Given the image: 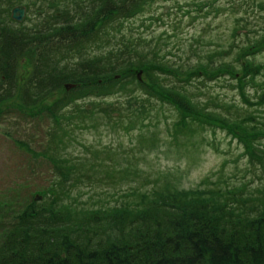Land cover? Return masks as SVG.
I'll return each instance as SVG.
<instances>
[{"label":"trees","instance_id":"trees-1","mask_svg":"<svg viewBox=\"0 0 264 264\" xmlns=\"http://www.w3.org/2000/svg\"><path fill=\"white\" fill-rule=\"evenodd\" d=\"M157 1L66 0L65 41L56 44L50 28L37 47L0 49V107L15 96L23 102L13 108L30 116L46 113L57 125L51 127V141L61 146L73 135L70 125L130 131L144 125L152 107L163 111L168 104L179 115L176 131L171 130L173 142L175 132L189 137L219 127L264 168V110L253 107L264 106V79L257 80L264 76V63L249 58L264 50V27L246 29V44L231 41L222 44V50L204 52L195 64L172 67L158 41L154 45L141 34L135 39L124 29L129 18ZM239 29L232 32L234 40ZM233 51L236 56L228 60ZM23 56L31 57L26 63L32 61V69L19 84ZM165 71L187 73L184 84L162 83L158 72ZM204 71L213 78L222 74L226 81L235 80L245 106L208 96L207 80L199 77ZM247 80L257 83V101L244 90ZM66 83L75 86L57 101L44 103ZM118 95L131 98L124 112L107 101ZM156 145L153 140L151 147ZM41 154L53 171L51 184L37 192L41 198L32 194L29 201L0 203V264H264V189L256 196L243 195L245 184L211 180L212 185L195 190L171 184L150 190L136 186L131 199L120 204L103 198L98 206H88L80 202V194L72 197L78 183L89 182L95 189V183L105 181V173L109 177L114 171H134L118 167L119 159L112 157L116 166L109 172L103 171L105 161L95 154L85 161L60 151Z\"/></svg>","mask_w":264,"mask_h":264},{"label":"rangeland","instance_id":"rangeland-1","mask_svg":"<svg viewBox=\"0 0 264 264\" xmlns=\"http://www.w3.org/2000/svg\"><path fill=\"white\" fill-rule=\"evenodd\" d=\"M260 2L264 3V0H158L147 8L148 11L129 18L124 23V29L126 32L130 30L129 33L135 39L141 34L154 45L158 41L161 55L172 67H187L198 62L206 51L222 50V44L231 41L246 44V29L264 27V6L260 7ZM244 19L248 20L247 24ZM238 26L241 29L234 40L232 32ZM250 35H254V32ZM95 51H98L97 48ZM234 56L236 51L228 56V60ZM249 58L264 63V50L253 53ZM30 59L28 57L27 61ZM31 63L32 61L18 65L19 84L24 80L22 77L29 74L28 70L32 69ZM158 74L162 83L181 86L184 84L181 80L186 78L187 73L165 71ZM242 74L240 71L239 76ZM199 77L207 80L204 91L208 96L214 97L216 101L223 98L245 106L235 80L226 81L222 74L213 78L205 71L200 72ZM260 79H264V76H258L257 80ZM11 82L10 79L9 83ZM256 86V82L247 80L244 88L253 101L259 99ZM7 91L8 88L4 93ZM66 91L70 90L62 87L51 92L44 103L57 101ZM188 91L191 92L192 89ZM199 97L206 99L205 95ZM132 99L134 102V97ZM107 101L115 102L121 112L127 110V106L131 104V98L121 95ZM22 102L20 97L13 96L7 98L0 107V203L5 200L14 204L29 201L32 194L35 195L51 184V165L43 156L34 157L36 152L54 154L60 151L65 157H79L84 161V158H92L95 154L105 161L103 171L109 172L116 166L110 159L112 157L119 159L118 167L137 173L127 175L114 171L109 177L105 173L102 176L106 178L105 181L95 183V189L90 188L89 182L78 183L71 192L72 197L80 194V202L88 206L101 203L103 198H108L111 204H120L129 197L131 199L132 191L136 192V186L142 190H150L152 187L162 189L171 184L172 188L195 190L212 185L208 184L211 180L220 182L221 185L240 184V187L245 184L243 195L256 196L264 189V168L261 163L249 157L244 145L222 128L217 127L213 131L208 129L189 137L175 132L173 137L177 142H173L170 139L171 130L176 131L179 115L168 104L163 111L158 110L157 105L152 107L144 125L130 131H113L109 126L99 124L96 128L90 123L85 128L70 125L73 133L70 141L66 139L64 144L56 146L50 136L52 125L57 127L55 122L46 113L30 116L13 108L19 107L18 104ZM146 103L150 106L149 102ZM261 104L253 107L264 110V106L260 109ZM64 123L67 122L62 125ZM152 139L157 144L155 147H151ZM23 143L33 150L29 152ZM63 145L66 147L62 148ZM104 189H107V193L102 191Z\"/></svg>","mask_w":264,"mask_h":264},{"label":"flooded vegetation","instance_id":"flooded-vegetation-1","mask_svg":"<svg viewBox=\"0 0 264 264\" xmlns=\"http://www.w3.org/2000/svg\"><path fill=\"white\" fill-rule=\"evenodd\" d=\"M65 5L66 0H0V49L37 47L50 28L56 44L65 41ZM19 8H24L21 21L14 18V11ZM27 57L23 56L21 63H26Z\"/></svg>","mask_w":264,"mask_h":264},{"label":"water","instance_id":"water-1","mask_svg":"<svg viewBox=\"0 0 264 264\" xmlns=\"http://www.w3.org/2000/svg\"><path fill=\"white\" fill-rule=\"evenodd\" d=\"M17 12H19V14H17ZM24 17V8H19L16 9L14 11V18L18 19V20H22ZM70 86H72L71 84H66L67 89L70 88Z\"/></svg>","mask_w":264,"mask_h":264}]
</instances>
